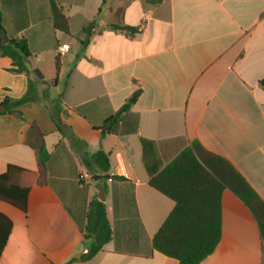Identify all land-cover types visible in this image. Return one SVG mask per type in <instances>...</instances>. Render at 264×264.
<instances>
[{
    "label": "crops",
    "instance_id": "0c3cea01",
    "mask_svg": "<svg viewBox=\"0 0 264 264\" xmlns=\"http://www.w3.org/2000/svg\"><path fill=\"white\" fill-rule=\"evenodd\" d=\"M56 2L69 34L54 29L49 0H7L3 8L9 39L27 40L30 70L45 83L33 72H14L12 60L0 55V106L22 98L29 80L38 97L20 116L0 112V175L9 165L39 172L26 140L42 133L50 154L64 142L85 182L63 178L60 193L35 183L27 213L0 202L13 224L0 264H178L151 250L175 203L149 185L140 138L155 142L163 167L198 141L227 159L264 201V0ZM111 24L138 31L114 32ZM62 45L69 49L61 52ZM132 98L137 134L107 127L102 135L76 111L104 100L89 111L101 124ZM98 151L108 155V175L120 180H90L84 162ZM101 189L113 238L83 261L79 222ZM132 199L144 232L131 220ZM200 264H264L258 223L230 190L222 194L221 240Z\"/></svg>",
    "mask_w": 264,
    "mask_h": 264
},
{
    "label": "trees",
    "instance_id": "16d2710c",
    "mask_svg": "<svg viewBox=\"0 0 264 264\" xmlns=\"http://www.w3.org/2000/svg\"><path fill=\"white\" fill-rule=\"evenodd\" d=\"M156 2L158 0H151ZM7 0H0V30L3 27V8ZM50 15L54 29L69 34L70 25L62 8L56 0H49ZM88 27L85 33L90 36ZM111 31L135 34V27L111 24ZM5 30V29H4ZM7 37L10 35L6 32ZM0 55L8 57L14 65L13 71L36 75L38 82L45 83L37 70L31 71V56L27 40L12 38L5 43L0 37ZM57 73L59 62L56 63ZM57 81L55 79L54 83ZM264 89V79L260 82ZM139 92L134 94L136 98ZM36 83L29 80L28 90L20 99H6L2 105L6 113L20 116L19 109L37 102ZM99 100L76 108L78 114L88 119L102 135H132L139 131V116L131 111L132 102L126 103L117 113L108 115L101 124H97L89 115ZM1 114V113H0ZM64 135L63 129L59 128ZM143 164L149 176V185L172 201L175 206L163 225L155 234L151 250L178 260V264H200L210 256L218 246L222 235V194L225 190L234 193L251 211L258 223L263 241L264 261V201L248 183L243 175L225 158L206 150L198 141L192 142L169 164L162 166L154 141L141 137ZM36 153L39 172L28 171L18 166L9 165L0 175V202L27 213L28 197L35 183L50 186L60 193L58 185L63 178L77 179L83 184L84 176L78 172L73 157L64 142H59L53 153L46 149L44 135L39 133L26 140ZM84 162L91 180L106 179L118 181L121 178L108 175L109 158L103 151H98ZM65 180V179H64ZM132 222L144 232L139 219L134 199L129 204ZM84 235L83 245L88 253L80 260H89L102 250L113 238V230L108 220L106 205L98 199L90 204L86 219L79 222ZM12 221L0 213V256L6 246L12 230ZM77 258L70 260L77 261Z\"/></svg>",
    "mask_w": 264,
    "mask_h": 264
},
{
    "label": "water",
    "instance_id": "95a60500",
    "mask_svg": "<svg viewBox=\"0 0 264 264\" xmlns=\"http://www.w3.org/2000/svg\"><path fill=\"white\" fill-rule=\"evenodd\" d=\"M0 37L1 39L5 42L8 43L10 41V39L7 37L6 31L4 29L0 30ZM133 98L130 99V102H133ZM2 111H6V107L4 105L0 106V112ZM107 130H109V128H107ZM98 200L101 202L105 201V196H104V191L103 189L100 190V195L98 196ZM88 253V249L86 248L84 251V254ZM82 255H79L78 257L80 258Z\"/></svg>",
    "mask_w": 264,
    "mask_h": 264
},
{
    "label": "built area",
    "instance_id": "2783aa9c",
    "mask_svg": "<svg viewBox=\"0 0 264 264\" xmlns=\"http://www.w3.org/2000/svg\"><path fill=\"white\" fill-rule=\"evenodd\" d=\"M69 49V46L68 45H62L61 47V52H65Z\"/></svg>",
    "mask_w": 264,
    "mask_h": 264
},
{
    "label": "rangeland",
    "instance_id": "374dc122",
    "mask_svg": "<svg viewBox=\"0 0 264 264\" xmlns=\"http://www.w3.org/2000/svg\"><path fill=\"white\" fill-rule=\"evenodd\" d=\"M83 179H84L83 181L85 182V178H83ZM90 180H91V178H90ZM84 182H83V183H84ZM99 195H100V190H99V192L97 193V197H98ZM84 251H85V249H84Z\"/></svg>",
    "mask_w": 264,
    "mask_h": 264
}]
</instances>
